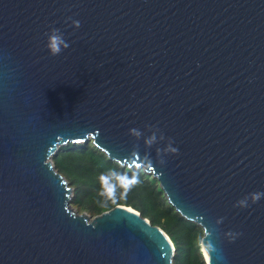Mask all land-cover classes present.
<instances>
[{
  "label": "water",
  "instance_id": "obj_1",
  "mask_svg": "<svg viewBox=\"0 0 264 264\" xmlns=\"http://www.w3.org/2000/svg\"><path fill=\"white\" fill-rule=\"evenodd\" d=\"M90 139L203 229L206 264H264V0H0V264H173L138 211L72 208L53 157Z\"/></svg>",
  "mask_w": 264,
  "mask_h": 264
},
{
  "label": "trees",
  "instance_id": "obj_2",
  "mask_svg": "<svg viewBox=\"0 0 264 264\" xmlns=\"http://www.w3.org/2000/svg\"><path fill=\"white\" fill-rule=\"evenodd\" d=\"M56 170L64 176L74 190L71 206L80 214L96 217L118 205L130 207L161 228L174 244L173 264H206L201 242L203 229L184 218L172 207L159 182L141 167L122 166L94 146L92 139L82 144L70 143L60 147L53 157ZM110 171L129 178L138 176L139 183L122 198L117 189L114 199L100 196L101 175Z\"/></svg>",
  "mask_w": 264,
  "mask_h": 264
},
{
  "label": "clouds",
  "instance_id": "obj_3",
  "mask_svg": "<svg viewBox=\"0 0 264 264\" xmlns=\"http://www.w3.org/2000/svg\"><path fill=\"white\" fill-rule=\"evenodd\" d=\"M74 26L76 28H79L80 24L79 21L73 22ZM69 47L68 43L65 42L63 35L60 33L58 29H53L48 34V42H47V49L52 56L59 55L63 50L67 49ZM131 134L136 136L137 138L140 137L141 133L137 131L136 129L131 130ZM164 137H161V140H163ZM157 142V137L155 134H152L149 138L145 140V146L151 147L154 143ZM177 149L171 146V141L168 143V147H166L163 150V153L159 149H157V155L162 156L166 154H177ZM160 163L163 164L164 160L161 158ZM101 181V191L100 196L105 197L107 199H114L116 196L117 189H122L121 197L124 198L127 196V193L131 190V188L139 183V178L136 175H133L132 177H128L126 175H122L115 171H110L108 174L101 175L100 177ZM261 193L253 194L252 200L253 203L257 202L261 198ZM240 207H246L247 206V198L244 200H241L238 204ZM221 221H218L220 223ZM227 235H230L233 237V240L235 239V235L232 233H228Z\"/></svg>",
  "mask_w": 264,
  "mask_h": 264
},
{
  "label": "rangeland",
  "instance_id": "obj_4",
  "mask_svg": "<svg viewBox=\"0 0 264 264\" xmlns=\"http://www.w3.org/2000/svg\"><path fill=\"white\" fill-rule=\"evenodd\" d=\"M77 211V210H76Z\"/></svg>",
  "mask_w": 264,
  "mask_h": 264
}]
</instances>
